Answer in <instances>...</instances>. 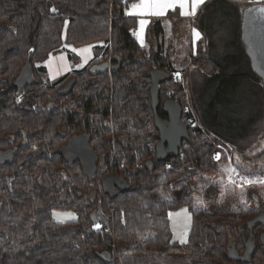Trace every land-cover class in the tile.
Segmentation results:
<instances>
[{"label": "trees", "instance_id": "trees-1", "mask_svg": "<svg viewBox=\"0 0 264 264\" xmlns=\"http://www.w3.org/2000/svg\"><path fill=\"white\" fill-rule=\"evenodd\" d=\"M99 1L0 0V150L28 134L27 146L18 149L12 164L0 160V264H264V224L250 229L256 245L245 254L248 220L264 212V147L254 157L231 150L230 162L240 174L255 177L244 182L230 179L215 159L218 144L195 125L179 156L158 162L147 73L162 69L173 75L161 84L162 117L163 101L173 98L191 119L185 84L174 76L173 53L164 45L160 19L147 29L156 47L146 50L134 34L136 18L126 13L130 0ZM240 11L233 0H209L194 20L208 44H197L193 64L216 87L227 81V90L239 79L259 82L241 45ZM224 17L238 32L239 56L212 52L216 18H222L223 29ZM85 45L94 49L86 66L55 81L43 76L53 53L64 49L77 59L68 46ZM105 61H110L109 70L90 73L94 64ZM27 62L35 82L22 98L13 82ZM229 64L237 71L231 72ZM71 77L76 79L72 90L59 95ZM202 121L204 128L210 126ZM68 123L90 134L99 157L92 177L56 153L72 134ZM108 175L128 183L114 199L101 186ZM99 202L107 225L90 218ZM182 205L192 215L186 243L172 240L169 221L170 210ZM62 207L77 217L57 221L53 211ZM230 248L240 255L237 263L229 260Z\"/></svg>", "mask_w": 264, "mask_h": 264}, {"label": "rangeland", "instance_id": "rangeland-1", "mask_svg": "<svg viewBox=\"0 0 264 264\" xmlns=\"http://www.w3.org/2000/svg\"><path fill=\"white\" fill-rule=\"evenodd\" d=\"M247 1L252 7L258 2V0ZM241 4L243 5L244 2H241ZM195 18L187 21L178 19V22L174 23L173 28L170 26L171 23H168V36H166V42L173 44L175 47V51L173 49L172 54L174 66L176 68L174 76L185 84L189 98L186 109L191 113L190 122L195 126L205 129L206 136L218 144L220 166L228 176L231 177V179L239 182L253 180L255 177L240 174L233 163L230 162V152L235 148L249 157H254L264 147V82L259 80V82L251 83L239 79L236 84H231V89L227 90L229 88L227 86V81L216 87V83H212L210 77H206L203 72V74H201L202 76L197 77L194 74L193 68L189 70L188 67L191 61L187 54L191 52L190 41ZM221 21L222 18H216L218 24L215 23L213 28L214 38L211 45L216 49H213L212 52L214 55L217 54L222 58H226L227 54L239 56L240 40L236 28H231L230 22L224 17L223 21L225 27L221 29ZM134 34L136 36V32H134ZM199 39L204 40V43L208 44V38H206L203 33ZM227 43L229 44L228 46ZM152 45L156 47L155 42L151 43L148 40L143 41V47L146 50ZM69 47L71 49L74 48L68 46V48ZM74 49H76V51L73 53L78 55V48ZM57 55L67 56L68 62L70 60L69 64L71 66H76L77 63L81 66L80 64L85 62V59H81L79 55V61H77L78 58H69L68 51L64 49L53 53L51 56L53 57ZM44 66L46 67V62L44 63ZM233 66L234 65L229 64L228 67L231 68ZM79 69H81V67ZM237 69L238 67L235 66L230 69V71L235 72ZM47 72L49 73V70L46 67V72L43 75L46 79L49 77ZM216 74H220V72H217ZM52 77L53 79H51V81L58 80L59 78L58 76L55 77L53 75ZM205 109L210 110L211 113L209 114L208 112H205ZM184 119L186 120V117ZM203 119L210 122V126L205 123L208 128H204L202 125ZM228 124L230 125V128H228ZM254 125L256 128H254ZM223 135L234 136V139H228L227 141ZM235 139L236 141H234ZM233 169H235V171H233ZM182 209H186L187 213H182ZM54 213L56 215H54ZM177 213L180 215H176ZM186 216H189L190 219H186ZM76 217L75 211L69 207L56 208L53 211V218L57 221H69ZM169 221L172 231V240L179 242L183 240V243H186L189 239V233L192 226V215L189 208L186 205H182L170 210Z\"/></svg>", "mask_w": 264, "mask_h": 264}, {"label": "water", "instance_id": "water-1", "mask_svg": "<svg viewBox=\"0 0 264 264\" xmlns=\"http://www.w3.org/2000/svg\"><path fill=\"white\" fill-rule=\"evenodd\" d=\"M103 1L105 0H100L99 3ZM254 8H256V10L254 11L252 23L247 26L246 31L250 35L249 49L257 55V59L260 62L259 68L264 72V13L260 11V9L264 8V5L257 4L254 5ZM110 67V61L96 63L90 68V73H104L109 70ZM147 76H149L152 80L150 93L152 98V107L155 113V124L159 131L156 135L159 138V142L156 145V159L158 162H164L169 158L178 157L183 142L190 141L189 122L182 119L184 111L180 102L172 98H167L163 101V111L167 118H163L158 114V109L161 105V84L171 80L173 75L162 69H153L147 73ZM34 82L35 75L33 68L30 62H27L22 67L20 74L14 81V85L18 87L19 90H24ZM75 82L76 79L71 77L66 83L60 86L58 94L63 96L70 93ZM90 139L89 135L75 137L70 140L72 149H68L63 146L58 150V152L65 157L66 161H80L87 175H93L96 173L97 163L99 160L94 147L90 145ZM25 142L26 138L20 146H25ZM0 158L2 162L12 163L14 160V152L12 150H7L0 155ZM150 165L153 166L152 163H150ZM101 184L105 195H108L111 199L116 197L118 191L125 192L128 189L127 181L116 175H108L104 177ZM59 187H62V184H60ZM90 218L94 224H108V217H106L103 212L102 202H99L97 209L91 213ZM258 222H264V212L251 219L249 221V225L252 226ZM254 249L255 247L252 242H249L247 244L245 254L249 256ZM228 254L229 260L238 262L239 253L236 249L230 248Z\"/></svg>", "mask_w": 264, "mask_h": 264}, {"label": "crops", "instance_id": "crops-1", "mask_svg": "<svg viewBox=\"0 0 264 264\" xmlns=\"http://www.w3.org/2000/svg\"><path fill=\"white\" fill-rule=\"evenodd\" d=\"M207 1L208 0H205V2H207ZM233 1H235L237 3V5L241 9V5H242L241 2H244V1H242V0H233ZM140 3H141V0H135V4L134 5L140 4ZM204 4H202L197 9L195 15H185V16H181L180 15V9H179V7L175 8L174 10L173 9H169L162 16H155V15H151V14H147V13H145V14H139L137 10H134L133 9V7H132L133 5L132 6L129 5L128 9L126 10V13H127L128 16H131V17L136 18V20L138 22V25H137V28L135 29V32H136L137 40H138V42H139V44L141 46H143V41L144 40H148L147 39V36H148L147 29H148L150 23L154 19H160L161 20L162 27H163V30H164V40H163L164 41V45H165V47L167 46V47L171 48V52L173 53V49L175 51L174 45L173 44H169L168 42H166V36H168V33H167L168 32L167 24L168 23H171L170 26H171V28H173L174 23L175 22H178V19H182V20L187 21V20H190V19L195 18L199 14V12L202 10V7L204 6ZM141 20L147 21V23L144 25L143 29H141V26H140V21ZM193 29L199 31L202 34V32H201V30H200V28L198 27L197 24H194V26L192 27V30ZM199 40L197 39L195 41V43H194L193 31H192V33H191V41H190V48H191L190 51L191 52L189 54H187L188 58H190V61H191L189 63L188 69L190 70V69L193 68L194 74L197 77L198 76H202L201 74H203L204 72L202 71V69L198 65L193 64L192 56H195L196 47H197V44L198 43H202L203 42V48H205V47L207 48V44L204 43V40H200V41ZM86 48L88 49L87 52L82 51L83 49H86ZM77 52H78V55L80 56L81 59H85L86 58L85 59V62H83L82 64H80L81 66H79V67H77V65L79 63H77L76 66H71L69 64L70 60L68 62L67 56H59V55H57V56H53V57L51 56L50 58H48L46 60V67L49 70V73L47 72V74L49 76L48 78L49 79H53L52 75L55 76V77L58 76L59 78H61L63 75L69 73L70 71H72L74 69H77L78 70L80 67L83 68L88 63H90L93 60V58H94V49H93V47L91 45L81 46V47H79L77 49ZM77 61H79V57H78V60ZM50 76H51V78H50Z\"/></svg>", "mask_w": 264, "mask_h": 264}, {"label": "flooded vegetation", "instance_id": "flooded-vegetation-1", "mask_svg": "<svg viewBox=\"0 0 264 264\" xmlns=\"http://www.w3.org/2000/svg\"><path fill=\"white\" fill-rule=\"evenodd\" d=\"M244 2L245 3H247V4H243L242 5V7H241V11H240V17H241V26H242V30H241V45L243 46V48H244V52H245V54L247 55V58H248V61H249V64L251 65V72H253L255 75H256V79H259V80H261L262 82H264V72H263V70L262 69H260L259 68V64H260V62L258 61V59H257V55L256 54H254L250 49H249V38H250V35H249V33H247V26L249 25V24H251L252 23V19H253V17H254V11L256 10V8H254V6L252 7L251 6V4L249 5L248 3V1L247 0H244ZM257 4H262V5H264V2H262V0H258V2H256V4L255 5H257ZM73 71V70H72ZM21 72V71H20ZM34 72V71H33ZM71 72V71H70ZM69 72V73H70ZM20 74V73H19ZM68 74V73H67ZM67 74H65V75H67ZM65 75H63V76H65ZM62 76V77H63ZM75 78V77H74ZM49 79V78H48ZM58 79H60V78H58ZM51 80V79H50ZM68 81V80H67ZM66 81V82H67ZM65 82V83H66ZM13 86L17 89L16 91H17V93H18V97H22V93H24V92H26L27 90H28V88H29V86L26 88V89H24V90H19L18 89V87H16L15 85H14V82H13ZM60 88V87H59ZM19 91V92H18ZM23 98V97H22ZM24 100V99H23ZM163 104V103H162ZM164 112V111H163ZM165 114V113H164ZM186 117V115L184 114L183 115V120L184 121H187V122H189L188 124H189V127H193L194 126V124L193 123H191L190 122V119H184ZM163 118H167V116L165 115V117H163ZM66 128H67V130H68V132L69 133H72L71 135H69L68 136V138H67V140H66V143L65 144H63L61 147H63V146H65V147H67L68 149H72V147H71V144H70V140L71 139H73V138H75V137H78V136H82V135H89L90 136V134H88V133H85V132H80V130H78V128L76 127V123H68L67 125H66ZM254 128H256L255 127V125H254ZM158 130V129H157ZM159 133V131L157 132V134ZM224 136V135H223ZM27 137H28V134H26V136H25V138H26V140H27ZM156 137V139L158 140V142H159V138L157 137V136H155ZM208 137V136H207ZM91 138V137H90ZM224 138H226L225 140H227L228 141V139H230V140H232V139H234V136H224ZM24 141V139L22 138L21 140H19L17 143H15V142H13V144H12V146L11 147H9L8 149L6 148V149H3V150H0V155H2L5 151H7V150H12L13 152H14V158H15V154L17 153V151H18V149L20 148V147H24V146H20V144L22 143ZM90 141H91V139H90ZM234 141H236V139L234 140ZM26 143V142H25ZM90 145H91V143H90ZM25 146H27V143H26V145ZM92 147H93V145H91ZM61 147H59L58 149H57V151H56V153H58L60 156H62L63 157V159H64V161L66 162V164H73V163H76V164H79L80 166H81V168L83 169V167H82V164H81V162L80 161H75V162H68V161H66V159H65V157L61 154V153H59L58 152V150L61 148ZM96 151V150H95ZM97 154V153H96ZM98 156V155H97ZM1 159V158H0ZM98 162H99V160H98ZM4 164H12V163H9V162H5ZM97 170H98V163H97ZM83 172L85 173V171H84V169H83ZM96 173H97V171H96ZM95 173V174H96ZM95 174H93V175H87L86 173H85V175H87V176H89V177H92V176H94ZM101 186H102V184H101ZM92 195H93V193H92ZM64 197H66V196H64ZM260 213H262V212H260ZM259 213V214H260ZM254 218V217H253ZM253 218H251V219H253ZM250 219V220H251ZM250 220H248V224L247 225H249V221ZM59 222H61V221H59ZM65 222V221H64ZM256 224H264V222H258V223H256ZM256 224H253L252 226L251 225H249L248 226V229H249V236H248V240H247V243L246 244H248L249 242H252V244L254 245H256V237H255V235L251 232V228L253 227V226H255ZM258 241V240H257ZM261 241L262 242H264V234L262 233V235H261ZM246 247H247V245H246ZM229 255V254H228ZM239 259H240V255H239ZM231 261V260H230ZM239 261V260H238ZM233 262V261H232ZM233 263H237V262H233Z\"/></svg>", "mask_w": 264, "mask_h": 264}, {"label": "snow or ice", "instance_id": "snow-or-ice-1", "mask_svg": "<svg viewBox=\"0 0 264 264\" xmlns=\"http://www.w3.org/2000/svg\"><path fill=\"white\" fill-rule=\"evenodd\" d=\"M204 3H205V0H141L140 4L133 5L132 7L134 10H137L139 14L147 13V14H151L155 16H162L169 9L174 10L175 8L179 7L180 15L185 16V15H195L197 9ZM52 10L56 11L55 8H53ZM260 11L264 13V8L260 9ZM146 23L147 21L145 20L140 21L141 29H143ZM192 31H193V38H194V43H195V41L201 37V33L195 29H193ZM72 50L73 52L76 51V49L74 48ZM82 51L87 52L88 49L86 48V49H83ZM215 159L217 161L220 160L219 153H217ZM233 171H235V169H233ZM181 211L182 213H187L186 209H182ZM54 215L56 214L54 213ZM67 215H71V214H67ZM176 215H180V214L177 213ZM185 218L190 219L189 216H186ZM96 227L99 228V225H97ZM181 242L183 243L184 241L182 240Z\"/></svg>", "mask_w": 264, "mask_h": 264}, {"label": "built area", "instance_id": "built-area-1", "mask_svg": "<svg viewBox=\"0 0 264 264\" xmlns=\"http://www.w3.org/2000/svg\"><path fill=\"white\" fill-rule=\"evenodd\" d=\"M128 1V0H127ZM135 4V0H130L129 1V5H134ZM183 147H186V143L183 144Z\"/></svg>", "mask_w": 264, "mask_h": 264}, {"label": "bare ground", "instance_id": "bare-ground-1", "mask_svg": "<svg viewBox=\"0 0 264 264\" xmlns=\"http://www.w3.org/2000/svg\"><path fill=\"white\" fill-rule=\"evenodd\" d=\"M173 99V98H172Z\"/></svg>", "mask_w": 264, "mask_h": 264}]
</instances>
